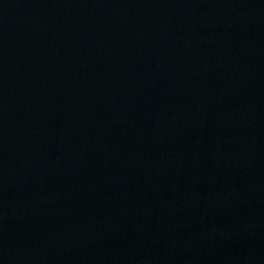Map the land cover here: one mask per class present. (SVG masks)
I'll list each match as a JSON object with an SVG mask.
<instances>
[{
	"label": "water",
	"instance_id": "1",
	"mask_svg": "<svg viewBox=\"0 0 264 264\" xmlns=\"http://www.w3.org/2000/svg\"><path fill=\"white\" fill-rule=\"evenodd\" d=\"M0 264H264V0H0Z\"/></svg>",
	"mask_w": 264,
	"mask_h": 264
}]
</instances>
